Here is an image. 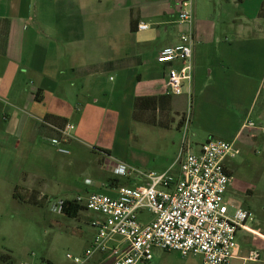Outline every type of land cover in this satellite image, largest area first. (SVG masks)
Wrapping results in <instances>:
<instances>
[{"label":"crops","instance_id":"crops-1","mask_svg":"<svg viewBox=\"0 0 264 264\" xmlns=\"http://www.w3.org/2000/svg\"><path fill=\"white\" fill-rule=\"evenodd\" d=\"M217 1L218 11L208 7L200 15L194 5L191 83L157 110L180 112L186 104L188 126L205 128L204 141L220 138L252 146L259 140L264 146L260 4L248 14L240 9L244 0ZM176 2L0 0L2 200L18 201L15 188L18 192L45 180L42 163L58 148L51 140L58 134L55 128L66 123L73 125L66 145L93 147L94 153L108 150L105 155L113 156L119 133L135 123V98L163 95L167 65L156 56L162 47L178 42L184 29L176 20ZM227 4L238 10L226 11ZM140 22L147 27L138 29ZM246 119L254 122L250 132L243 128ZM236 163L234 158L226 161L229 173ZM113 184L108 183L110 188ZM233 185L232 181L226 193ZM238 204L250 208L244 201ZM246 226L238 229L243 243L237 242V253L227 264H264V222L253 219ZM253 249L259 258L245 261ZM153 250L152 258L142 264H170L161 251L179 253ZM184 258V264H200L198 256ZM80 264L105 263L93 254Z\"/></svg>","mask_w":264,"mask_h":264},{"label":"built area","instance_id":"built-area-1","mask_svg":"<svg viewBox=\"0 0 264 264\" xmlns=\"http://www.w3.org/2000/svg\"><path fill=\"white\" fill-rule=\"evenodd\" d=\"M177 23L184 26L178 42L162 47L156 56L167 65L163 82L165 95H178L193 76V0H177ZM147 27L138 23V29ZM183 128L187 126L188 118ZM71 123L56 127L65 141ZM254 122L246 119L243 128L252 131ZM58 151L67 153L58 138L51 139ZM181 146L178 169L144 173V182L134 186L111 187L114 193L85 190L73 197L82 210H90L88 224L93 234L81 254L66 253L74 264L99 254L105 264H142L153 256V249L177 251L183 256H198L200 264H227L237 253L238 229L254 219L251 210L234 205L225 197L234 180L226 161L239 153L234 141L208 138L197 149ZM128 167L117 163L114 173L126 174ZM85 183H92L89 178ZM65 198L56 199L52 210L61 213ZM145 212L149 217H142ZM259 258L257 249L243 257ZM245 264V263H244Z\"/></svg>","mask_w":264,"mask_h":264},{"label":"rangeland","instance_id":"rangeland-1","mask_svg":"<svg viewBox=\"0 0 264 264\" xmlns=\"http://www.w3.org/2000/svg\"><path fill=\"white\" fill-rule=\"evenodd\" d=\"M260 1L244 0L240 9L248 14L255 13ZM194 5L197 15L206 12L208 7L211 12L221 8L217 0H195ZM233 6L227 4L226 11L238 10ZM187 106L182 105L180 112L160 108L147 110L141 115L138 113L146 124L134 121L128 130L121 131L115 152H110L112 157L106 156L105 152L94 153L93 147L66 145L70 137L63 141L62 136L56 134L68 152H59L57 148L52 150L49 159L42 163L45 180L36 181L31 188H22L18 192L15 188L13 197L18 201L2 200L0 196V264H41L47 258L57 264H71L66 253L81 254L92 237L93 229L88 224L92 212L81 210L76 217H68L53 211L52 203L85 190L112 194L114 190L108 183L115 181L118 185H138L144 182L143 174L149 171L162 172L170 167L171 171H177V156L182 144L194 148L207 135L205 128L188 126L189 121L183 128L190 116ZM235 146L239 153L234 158L237 162L232 171L234 185L225 197L236 205H245L244 201L253 213L254 222H264L263 143L258 140L252 146H242L235 142ZM117 163L128 167L126 174L114 173L113 167ZM86 177L92 183H85ZM141 216L149 217L145 212ZM236 241L243 243L240 230L236 232ZM161 252L170 264H184L186 259L176 252Z\"/></svg>","mask_w":264,"mask_h":264},{"label":"trees","instance_id":"trees-1","mask_svg":"<svg viewBox=\"0 0 264 264\" xmlns=\"http://www.w3.org/2000/svg\"><path fill=\"white\" fill-rule=\"evenodd\" d=\"M259 16L264 18V0H261ZM169 96L166 95H158V96H139L136 97L133 102V113L132 118L134 121H142L146 122V120L142 117H138V113L141 115L147 110H156L158 106L164 104ZM105 153H108V150H101ZM15 196V192L13 193ZM82 210V207L77 205L73 200L66 198L63 199L61 204V213L68 217H76L78 213ZM42 264H55L49 259L42 261Z\"/></svg>","mask_w":264,"mask_h":264}]
</instances>
